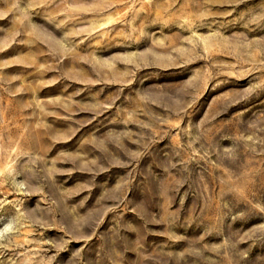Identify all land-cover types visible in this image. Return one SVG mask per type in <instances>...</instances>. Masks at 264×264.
I'll use <instances>...</instances> for the list:
<instances>
[{"label": "rangeland", "instance_id": "obj_1", "mask_svg": "<svg viewBox=\"0 0 264 264\" xmlns=\"http://www.w3.org/2000/svg\"><path fill=\"white\" fill-rule=\"evenodd\" d=\"M0 264H264V0H0Z\"/></svg>", "mask_w": 264, "mask_h": 264}]
</instances>
